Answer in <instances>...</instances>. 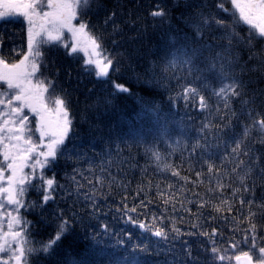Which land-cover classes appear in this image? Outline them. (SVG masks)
I'll use <instances>...</instances> for the list:
<instances>
[{
	"label": "trees",
	"instance_id": "obj_1",
	"mask_svg": "<svg viewBox=\"0 0 264 264\" xmlns=\"http://www.w3.org/2000/svg\"><path fill=\"white\" fill-rule=\"evenodd\" d=\"M215 2L216 0H93L92 11L80 19L86 20L95 34L103 37L104 47L119 69L110 72L106 79H98L92 72L85 71L81 54L70 56L67 54L68 50L61 46H43L46 65H42L41 71L45 77L55 82L56 93L66 96L69 101L74 118L71 140L80 156L78 159L61 157L51 168L45 169L46 176L55 174L57 184L64 186L55 189L54 200L43 208L20 210V214L30 222V238L37 242L47 241L55 234L60 222L59 212L62 211L64 218L71 223V228L55 247L53 254L34 256L31 264H109L111 253L132 251L142 257L141 264H180L185 247H190L193 255L198 256L199 264H235L234 260L214 261L210 251H206L212 245L208 237L200 233H211L216 229V246L224 254L233 255V250L229 247L230 238L242 240V230L249 226L245 220L248 207L239 204V197L243 195L247 200L250 198L249 194L241 192L233 197L231 188H225L222 194L219 191L209 192L210 187H215V182L209 184L207 175L202 177L205 181L203 184L191 181L199 179L195 175L197 171L207 173L204 162L208 160L209 154L217 166L221 165L217 157L227 155L220 175L223 177L227 172L230 179L225 177L224 183H231L233 188L241 187L238 175L243 174V167L237 173L231 172L236 166L237 158L227 150L232 146V137H238L242 132V125L250 121L247 117L239 116L240 105L234 101L233 108L237 111L239 121L233 118L231 129L221 130L220 126L225 121L215 111L220 104L217 97L210 90L202 89L211 107L201 111L197 100L183 98L180 87L188 83L201 87L200 82L193 80L181 67L167 73L162 71L169 58L165 51L166 43L177 34L187 33L191 37L192 30L187 21L200 10L196 6H211ZM158 6L165 9L167 18L150 15ZM225 7L230 5L226 3ZM211 10L217 15L227 16L218 9ZM111 12L116 13L115 23L119 26L116 32L111 23H104ZM4 30L2 33L0 31V43L3 46L0 56L10 63L17 62L26 52L25 22L21 21L14 28L12 25L7 26ZM212 31L219 35L215 29ZM236 32L241 37H247L248 27L240 23L236 26ZM262 51L264 40L259 37L252 41L250 47L241 46L237 49L241 63L246 64L248 69L243 73V79L246 83L252 81L248 86L250 94L264 90V72L258 70V60H249L250 52ZM153 73L161 83L146 85L144 81H151ZM113 82L127 86L130 93L117 92L113 88ZM153 105L158 110V115L151 111ZM257 111L264 117V108L257 105ZM205 124H211L212 127L204 128ZM256 136L257 133L253 131L252 137ZM197 140L206 145V148H198L193 153L191 145ZM246 143L251 144L256 156L260 157L258 167L264 168V145L253 144L251 138ZM153 145L163 156L160 162L145 153V148ZM109 159L113 163H106ZM239 159L249 162L248 157L242 155ZM121 160L125 163L117 167ZM163 163L171 164L182 176H187L189 182L185 183L172 176L170 171H163ZM101 167L107 171L102 173ZM74 169L83 173L82 176L76 175V179L83 185L79 192L69 179L75 174ZM98 176H103V186L97 182ZM246 183L249 187L255 186L252 211L257 212V216L253 220L257 224L259 235L264 236V216L260 215L261 209L256 207L264 203V178L258 175L256 165ZM169 184L173 185L171 189L168 188ZM161 191L164 193L163 197L158 194ZM93 192L95 212L92 208L93 201L83 198L85 194ZM169 195L172 199L165 204L164 199ZM221 199L229 201L232 205L231 212L228 211V205L221 204ZM39 200L40 194L29 189L25 201ZM142 200L146 206L140 207ZM201 203L204 207H200ZM124 204L128 208L137 207L138 210L126 215ZM213 205H219L223 210L217 212ZM128 216L137 222L163 228L167 237H156L152 232L139 228L138 223L128 220ZM153 216L158 219L153 221ZM160 217L163 219H159ZM104 225L108 226L107 230ZM174 228L179 229V234L173 231ZM237 228L241 231H234ZM139 249L145 251L141 253ZM240 250L247 251L248 248L241 244L236 252Z\"/></svg>",
	"mask_w": 264,
	"mask_h": 264
},
{
	"label": "snow or ice",
	"instance_id": "obj_2",
	"mask_svg": "<svg viewBox=\"0 0 264 264\" xmlns=\"http://www.w3.org/2000/svg\"><path fill=\"white\" fill-rule=\"evenodd\" d=\"M92 3L93 0H0V24L16 23L17 18H21L22 22H26L27 30L26 52L21 59L10 63L0 56V89H3L0 90V264H31L34 256L53 254L55 247L71 228L70 221L64 218L61 211L58 213L60 222L55 234L47 241H34L28 232L30 222L20 214V210L43 208L49 201L54 200L55 189L64 186L57 184L55 174L46 176L45 169L51 168L61 157L78 159L80 156L72 145L74 118L69 101L66 96L56 93L55 82L45 77L41 71L42 65H46L43 46H61L68 50L67 54L70 56L82 53L85 58V71L92 72L98 79H106L110 72L119 70L114 58L104 47L103 37L96 35L86 20L80 19L92 11ZM226 3L230 7H225ZM196 7L200 10L187 21L192 30L191 37L187 33L177 34L166 43L165 51L169 58L162 71L167 73L169 70L181 67L193 77V80L200 82L201 87H195L191 83L180 87L183 98L197 100L201 111L209 110L211 107L202 89L210 90L220 101L215 111L220 119L225 121L220 126L221 130L231 129L232 119L236 118L239 121V116L247 117L250 121L242 125V132L238 137L235 135L232 137V146L227 150L230 155L237 158L236 166L231 172L237 173L243 167V174L238 175L241 187L233 188L231 183H224L225 177L230 179L227 172L223 177L220 175L223 161L228 158L227 155L217 157L221 161V165L217 166L212 162V156L209 154L208 160L204 162L207 165V173L197 171L195 175L199 179L191 181L195 184H203L205 181L202 177L207 175L209 184L215 182V187H210L209 192L219 191L222 194L225 188H231L233 197L241 192L249 194L250 198L247 200L243 195L239 197V204L248 207L245 220L249 226L242 230V240L230 238L229 247L233 250V255L224 254L221 248L216 246L214 239L218 234L216 229L211 233L203 232L200 235L208 237L212 246L206 251H210L214 261L234 260L235 264H264V236L259 235L257 224L253 220L257 216V212L252 211V205L255 203V186L249 187L246 183L252 175L254 165L257 166L258 175L264 178V168L258 167L260 157L256 156L252 145L246 143L251 138L253 144L264 145V117H261L257 111V105L264 108V90L249 93L248 86L252 81L246 83L243 79V73L248 69L237 55L239 47H250L257 37L264 40V0H216L211 6L200 4ZM213 8L227 16L215 14L211 10ZM150 15L164 19L167 18L168 13L163 7L158 6ZM115 17L116 13L111 12L104 20L106 25L111 23L114 32L119 28L115 23ZM78 19L79 23H74ZM240 23L248 27L247 37H241L236 32V26ZM213 29L219 35H215ZM66 32L70 34L68 40L65 39ZM249 60H258V70L264 72V51L250 52ZM174 78L180 79V77ZM144 83L156 85L161 81L153 73L151 81L146 80ZM113 88L117 92L130 93V89L123 84L113 82ZM234 101L240 105L239 116L233 108ZM151 111L158 115L154 105ZM27 113H31L36 118L35 128L32 127ZM203 127L209 128L212 125L205 124ZM253 131L257 133L256 137H252ZM191 148L195 153L198 148H206V145L197 140ZM145 153L157 162L163 160L161 152L155 145L146 147ZM241 155L248 157L249 162L239 159ZM106 163L111 164L113 161L109 159ZM124 163L125 161L121 160L117 167ZM162 170L170 171L172 176L178 177L185 183L189 182V178L182 176L171 164L163 163ZM105 171L107 169L101 167V172ZM74 173L69 179L79 192L83 185L76 179V175L82 176L83 173L79 169H74ZM33 181L36 183L34 184ZM114 181L113 177L112 182ZM88 182L92 183V181ZM97 182L103 186L105 182L103 176H98ZM172 187L173 185H168L169 189ZM29 189H34L40 194L39 202L25 201ZM158 194L164 196L162 191ZM94 197L93 192L85 194L83 198L93 201L92 208L95 212ZM171 199L172 196L169 195L164 199V203L168 204ZM221 204L228 205V211H232V205L227 199H221ZM6 205L13 206L12 210L5 211ZM139 206H146L143 200L140 201ZM123 207L126 215L128 212L138 210L137 207L128 208L126 204ZM200 207H204V204L201 203ZM213 207L217 212L223 210L219 205ZM256 207L261 209L260 215L264 216V203ZM152 219L156 221L158 218L153 216ZM128 220L138 223L139 228L152 232L156 237H167V232L163 228L137 222L131 216H128ZM240 222L242 221H237ZM104 228L107 230L108 226L104 225ZM173 231L179 234V229L174 228ZM234 231L241 230L237 228ZM241 244L248 250H240L237 253L236 250ZM139 251L142 253L145 249ZM224 251L226 252L227 249ZM141 261L142 257L135 251L120 254L113 252L109 256V264H141ZM180 264H199V258L193 255L190 247H185Z\"/></svg>",
	"mask_w": 264,
	"mask_h": 264
},
{
	"label": "rangeland",
	"instance_id": "obj_3",
	"mask_svg": "<svg viewBox=\"0 0 264 264\" xmlns=\"http://www.w3.org/2000/svg\"><path fill=\"white\" fill-rule=\"evenodd\" d=\"M74 23H77V21H75ZM25 25H26V22H25ZM69 37H70V34L69 33H65V39L66 40H68L69 39ZM82 56H83V58H84V55L82 54V53H80ZM85 59V58H84ZM28 115H29V120H30V123H31V125H32V127L33 128H35V126H36V124H35V117L34 116H32V114L31 113H27ZM35 136L33 137V139L35 140ZM27 171V170H26ZM12 208H13V206H11V205H6V207H5V211H11L12 210Z\"/></svg>",
	"mask_w": 264,
	"mask_h": 264
},
{
	"label": "flooded vegetation",
	"instance_id": "obj_4",
	"mask_svg": "<svg viewBox=\"0 0 264 264\" xmlns=\"http://www.w3.org/2000/svg\"><path fill=\"white\" fill-rule=\"evenodd\" d=\"M21 18H17V22L16 23H10V24H6V25H4V24H0V31H1V33L2 32H4L5 30V28L7 27V26H10V25H12L13 26V28L14 27H16V26H19L20 24H21ZM11 31V30H10ZM0 33V34H1ZM3 49V46H2V44L0 43V50H2ZM0 90H3V89H0Z\"/></svg>",
	"mask_w": 264,
	"mask_h": 264
}]
</instances>
